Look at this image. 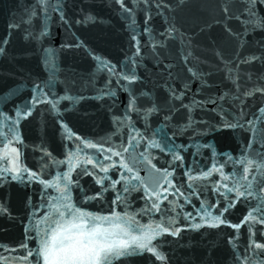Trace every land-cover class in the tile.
<instances>
[{
    "label": "water",
    "instance_id": "water-1",
    "mask_svg": "<svg viewBox=\"0 0 264 264\" xmlns=\"http://www.w3.org/2000/svg\"><path fill=\"white\" fill-rule=\"evenodd\" d=\"M124 4L134 9L133 13L125 12L115 0H47L46 9L39 4V0H0V47L5 49L4 54L0 55V112L14 118L16 106L36 94L32 91L34 82L51 80V92L57 96L83 97L78 100L61 99L59 118L56 112L49 111L47 103L36 104L31 115L20 118L17 130L23 143L14 142L13 145L20 149V162L32 171H38L40 158L47 160L42 146L57 160H65V152L78 143L75 137L68 138L69 130L93 141L108 138L106 148L127 143L129 137H133V143L138 144V153L147 150L155 157L152 162L157 167H169L171 162L169 170L174 168L171 177L174 183L182 185L185 193L192 190L188 188V184L192 183L198 193L190 197L191 203L180 197L179 207L170 213H181L177 222V226L181 227L179 235L173 237L166 233L158 238L165 241L160 251L166 256V264H253L254 261L264 260V249L255 248V243L264 244V224L250 220L242 223L239 229L229 224L193 229L190 226L193 220H186L183 216L184 212H192L195 222H200L196 210L200 208L201 201H206L205 207L214 205L209 210L214 215L218 214L225 200L214 190V182L221 181V184L231 186V177L227 181L221 180L219 173L212 170V164H223L226 174L238 172L241 165H234L229 156L234 159L241 155L242 149L245 154L249 151L247 145L253 137L251 132L227 127L204 131L208 124L218 125L221 121L217 106H223V118L228 120L243 109L245 115L241 123L251 120L256 129H264V113L260 111L264 109V92L253 91L264 88V29L257 28L245 33L244 46L238 48L236 38L226 31L225 23L233 32H244V21L248 19V14L244 11L246 5L243 0H147V3L145 0H124ZM225 5L229 9L227 15L233 17L227 21L223 11ZM256 11L264 17V3H258ZM62 14L68 23L61 20ZM130 15V19L126 18ZM86 16L95 19L85 21ZM146 16L150 17L147 32L144 30ZM133 19L135 25L132 24ZM172 25L175 31L168 35L165 30ZM134 34L135 41L132 40ZM253 54L259 59L240 63L237 67V55L244 58ZM94 56L109 61L115 66L116 73L134 69L138 79L131 82L130 88L135 97V108L140 109V114L138 116L132 109H128V112L135 130L127 123L118 127L117 118L124 116L129 104V82L120 79L117 83V75L110 74L105 68H98ZM224 61H231L228 67L234 69L233 75L237 77L234 82L228 78ZM189 68L206 74L203 88L201 79L194 78ZM109 88L115 93L114 96L101 95ZM43 90L49 92L47 88ZM173 91L179 96L178 99L172 97ZM229 91L239 98L225 95ZM246 91L251 94L245 96ZM221 95H225L224 100L219 99ZM209 96L211 100L202 107H192L193 122L184 129L182 126L187 123L188 109L181 107V104L188 105L192 99L206 100ZM49 98H52L51 94ZM153 104L159 110L148 114L145 120L144 110ZM168 109H172L171 118L165 121L164 117L169 115ZM61 121L68 130L61 126ZM7 123H11V120ZM178 126H181L180 130L173 135ZM248 127L250 125L245 124V128ZM161 128L176 145L183 146L179 148L183 162L172 161L170 154L148 147V139L153 131L159 132ZM0 131L6 133L7 128ZM258 138L257 135L252 141V148L264 151ZM80 146L84 147L82 144ZM85 151L91 154L96 153L97 149ZM5 163L0 161V166ZM87 167L93 169L91 164ZM145 167L140 166V176L146 175ZM66 168L67 163H64L59 167L52 165L45 171L54 175ZM79 171L77 167L72 173L73 179L77 178ZM94 171L104 175L98 168ZM200 171H210L211 174L192 181L185 175L187 172L196 177ZM108 175L117 179V168H110ZM45 178L50 177L46 175ZM80 184L89 195L100 188L92 175L82 176ZM199 185L207 187L201 191ZM120 186L117 184L116 188ZM262 186L264 181L256 185L257 189ZM41 187L36 181L21 183L11 180L10 176L7 181L0 182V203H5L11 213V216L0 215V264H23L17 257L23 254L24 249L17 245L25 238L28 213L32 211L28 206L29 198L30 203L39 208ZM221 191L226 190L221 187ZM261 195L264 193L257 191V195L249 197L247 201L241 197L222 218L232 224L240 223L251 207L260 203L258 197ZM229 196L234 197L235 193H229ZM113 197L114 192L109 190L102 200L85 201L82 206L89 211L105 214L110 208L121 211L119 204H111ZM142 197V192L131 195L129 211L138 210L144 204ZM175 198L168 194V200L162 202L161 208H167L169 201ZM73 199H79V190L75 187ZM43 211L40 209L38 215ZM252 214L257 217L261 215L255 211ZM159 216L160 213H155L153 218L159 219ZM137 219L141 223H148L149 216H137ZM249 225L254 233L251 238L253 243L245 252L250 243ZM230 237L235 238L232 243H229ZM34 243L30 240L29 247H34ZM115 264H120V261ZM128 264L165 262L156 260L151 253H144L129 257Z\"/></svg>",
    "mask_w": 264,
    "mask_h": 264
},
{
    "label": "snow or ice",
    "instance_id": "snow-or-ice-1",
    "mask_svg": "<svg viewBox=\"0 0 264 264\" xmlns=\"http://www.w3.org/2000/svg\"><path fill=\"white\" fill-rule=\"evenodd\" d=\"M115 2L125 12L133 13L134 9L128 8L124 4V0H115ZM243 2L246 5L244 11L248 14V19L244 21V32H233L225 23L226 31L236 38L238 48L244 46L243 36L245 33L254 31L257 28L264 29V17L259 16L256 11L257 4L264 3V0H243ZM145 3H147V0H145ZM39 4L45 9L48 6L47 0H39ZM223 11L225 12V21L233 18L227 15L229 11L227 5L224 6ZM60 18L65 23H68L64 19L63 14ZM126 18L130 19L131 15ZM149 18L148 16L145 18L144 30L146 32L149 31L147 27ZM236 18L238 19L239 17ZM94 19L92 16L85 17V21ZM77 23H80V21H77ZM132 24L135 25L134 19ZM46 27L45 25V29ZM165 31L168 35H171L175 31L174 25L168 27ZM133 32H135L134 28ZM132 40H136L135 34L132 36ZM4 52L5 49L0 47V55L4 54ZM136 52L137 54L139 53L138 41ZM217 55L220 56V53L217 52ZM94 58L97 61L98 68H105L110 74L117 75V83H119L120 79L129 82V104L125 109L124 116L117 119L118 127L127 123L129 127L135 130L128 112V109H132L137 112L138 116L140 114V109L135 108V97L132 96L130 88L131 82L138 79L134 69L116 73L115 66H112L109 61L99 56H94ZM221 59L223 58L221 57ZM235 59L238 67L240 63H248L251 60L259 59V57L253 54L240 58L237 55ZM132 63L135 64L136 61L133 60ZM224 63L229 74L228 78L234 82L237 79L236 75H233L234 69L228 67L231 61H224ZM188 71L192 72L194 78L201 79V88H203L206 83L203 77L206 74L193 71L191 68ZM185 87H187V84H185ZM44 88L49 89V92H45ZM51 88V80L41 81L40 83L34 82L32 91L36 94L22 105L16 106L14 118L0 112V117H2L0 129L7 128L6 133L0 131V161H6L4 165L0 166V182L7 181L10 176L11 180L14 181L21 183L26 180L29 182L36 181L42 186L39 192V208H37V205L31 204L29 198L28 206L32 211L28 213V223L25 225V238L17 245L18 248L24 249V252L17 259L22 261L23 264H115L116 261H120V264H128L129 257L151 253L156 260L166 264V256L160 251L165 241L158 238L163 237L166 233L173 237L179 235L181 227L177 226V222L181 213L176 212L175 215L170 213L175 212V208L179 207L180 197H183L187 203H191L190 197L198 195L196 187L189 183L188 188L192 190L185 193L182 190L183 186H177L171 178L174 171V168L172 171L169 170L171 162H169V167H157L152 162L155 157L151 153H148L147 150L139 153L136 151L138 144L133 143V137H129L127 143L121 142L118 145H110L106 148L105 144L109 143L108 138L103 139V141H93L87 137L81 138L76 133L70 132V130L68 138L75 137V141L78 143H75L73 148L65 152V160H57L42 146L41 150L45 153L47 160L44 157L40 158L41 162L38 164V171L28 169L20 162V149L13 146L14 142L23 143L17 130L20 118H26L31 115L33 108L39 103H47L49 111L56 112L59 118L60 108L58 105L61 99L78 100L83 98L57 96L51 92ZM253 91L264 92V88H255ZM50 94L52 98H49ZM250 94L251 92L248 91L244 93L245 96ZM101 95L112 97L115 93L109 88L107 92H102ZM225 95H232L234 99L239 98L231 91ZM225 95H221L219 99L224 100ZM172 97L175 99L179 98L175 91L172 92ZM210 100L211 97L209 96L206 100L197 101L192 99L188 105L181 104V107L188 109L187 123L182 126L184 129H187L193 122L191 116L192 107H202L205 102ZM217 107L220 109L221 121L218 125L208 124L204 131H214L218 127H227L232 129L241 128L251 132L253 137L247 145L249 151L245 154V150L242 149L241 155L234 159L229 156V159L233 160L234 165H241V169L238 172L226 174L223 171V164L219 166L216 163L212 164V170L219 173L221 180L227 181L231 177V186L228 183L221 184V181L214 182V190L219 192L225 200L224 207L219 209L218 214L214 215L209 210L214 205L205 207L206 201H201L200 208L196 210V214L200 216V222H195L192 212H184L183 216L186 220H193L190 225L193 229H199L205 225L215 228L224 224H229L232 228L239 229L242 223L250 220L264 224V195L258 197L260 203L255 207H251V210L243 217L240 223L232 224L227 219L222 218L223 214L233 207L235 201L241 197L247 201L249 197L256 196L257 191L264 193V186L259 187V189L256 187L260 181H264V151H257L252 148V141L258 135L260 148L264 149V129H256L254 122L251 120L241 123L245 115L243 109L232 120H228L223 118V106L218 105ZM157 110L159 109H157L155 104L151 108L145 109V120H147L148 114ZM171 111L172 109H168L169 115L164 117L165 121L170 120ZM260 111L264 113V109H260ZM9 120H11V123H7ZM257 122H259V118H257ZM245 124L250 125V127L245 128ZM61 126L68 130L67 125L63 121H61ZM180 127H177V131H174L173 135L178 133ZM193 131H196V129H193ZM156 137H159V139H156ZM81 144L84 147H81ZM148 147L170 154L172 161L183 162V156L180 155L179 151V148L183 146H178L169 139L164 128H161L159 132L153 131L152 137L148 139ZM85 149H97V152L90 154ZM113 157H118L119 159L116 160ZM64 163H67L66 170L58 171L54 175L45 171L52 165L59 167V165ZM89 164L93 165V169L87 167ZM141 165H146L144 169L146 172L145 176H140L139 174ZM77 167L80 168V171L77 173V178L73 179L72 173ZM96 168L104 175L101 176L96 173L94 171ZM110 168H117V179H112L108 175ZM210 174V171H200L194 177L187 172L185 173L189 181L197 177L207 178ZM46 175L50 178H45ZM84 175H92L95 184L100 185L99 190L89 195L83 185L80 184V178ZM106 181L107 183H105ZM117 184L121 185L119 189L116 188ZM74 187L79 190V199L77 201L73 199ZM198 187L203 191L207 185H199ZM221 187L226 191H221ZM109 190L114 192L111 204H119L121 211L110 208L105 214L89 211L82 206L85 201L97 198L102 200L104 194ZM136 192L143 193L142 198L145 202L138 210L129 211L131 208L130 197ZM229 193H235V196L231 197ZM168 194L176 198L169 201L167 208L162 209L161 204L163 201L168 200ZM40 209L44 211L38 215ZM253 211L259 212L261 215L259 217L253 216ZM155 213H160L159 219L153 218ZM3 214L11 216L7 205L0 203V215ZM143 215L149 216L148 223H141L137 219V216ZM248 231L250 243L245 248V252L251 248L253 243L251 238L254 233L251 225H249ZM234 239V237H230L229 243H232ZM30 240L35 242L32 248L28 244ZM255 248L264 249V244L255 243ZM245 259L247 260V257ZM253 264H264V260L254 261Z\"/></svg>",
    "mask_w": 264,
    "mask_h": 264
}]
</instances>
